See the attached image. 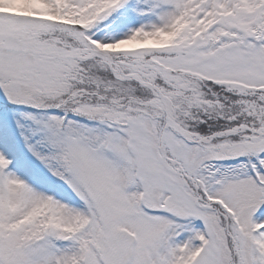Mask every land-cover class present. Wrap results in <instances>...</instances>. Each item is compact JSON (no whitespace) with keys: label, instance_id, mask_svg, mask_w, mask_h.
<instances>
[{"label":"snow or ice","instance_id":"1","mask_svg":"<svg viewBox=\"0 0 264 264\" xmlns=\"http://www.w3.org/2000/svg\"><path fill=\"white\" fill-rule=\"evenodd\" d=\"M0 264H264V0H0Z\"/></svg>","mask_w":264,"mask_h":264}]
</instances>
